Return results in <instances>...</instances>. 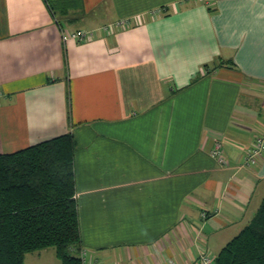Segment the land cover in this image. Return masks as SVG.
I'll return each mask as SVG.
<instances>
[{
  "label": "crops",
  "instance_id": "crops-1",
  "mask_svg": "<svg viewBox=\"0 0 264 264\" xmlns=\"http://www.w3.org/2000/svg\"><path fill=\"white\" fill-rule=\"evenodd\" d=\"M263 119L264 0H0V153L73 136L95 264L215 258L264 196V154L239 166Z\"/></svg>",
  "mask_w": 264,
  "mask_h": 264
},
{
  "label": "trees",
  "instance_id": "trees-1",
  "mask_svg": "<svg viewBox=\"0 0 264 264\" xmlns=\"http://www.w3.org/2000/svg\"><path fill=\"white\" fill-rule=\"evenodd\" d=\"M74 150L66 133L0 153V264H24L27 252L49 246L61 264H81ZM214 264H264V196Z\"/></svg>",
  "mask_w": 264,
  "mask_h": 264
},
{
  "label": "built area",
  "instance_id": "built-area-1",
  "mask_svg": "<svg viewBox=\"0 0 264 264\" xmlns=\"http://www.w3.org/2000/svg\"><path fill=\"white\" fill-rule=\"evenodd\" d=\"M128 23L125 19H120L115 22L116 26L126 25ZM104 30H108L109 26H104ZM92 32H87L81 29L73 30L68 32L66 36L75 37L78 39H83L92 36ZM264 154V119L262 121L260 131L255 135L253 142L247 147L244 153V158L240 167H251L256 165L259 159ZM210 155L215 159V161L221 166L228 165V159L223 153L222 145L220 142H216L215 145L210 150ZM202 215L205 217L207 215L206 211L202 212ZM78 257L80 258L81 264H95L92 261L88 250L84 247H81L78 251ZM194 264H214V257L209 255L206 251H201L198 254V257Z\"/></svg>",
  "mask_w": 264,
  "mask_h": 264
}]
</instances>
